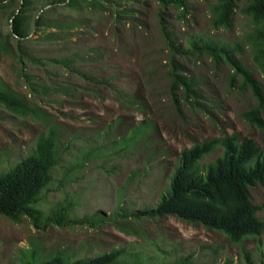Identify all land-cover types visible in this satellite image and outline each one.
<instances>
[{
  "label": "rangeland",
  "instance_id": "1",
  "mask_svg": "<svg viewBox=\"0 0 264 264\" xmlns=\"http://www.w3.org/2000/svg\"><path fill=\"white\" fill-rule=\"evenodd\" d=\"M45 1L34 0L23 11L24 34L17 39L24 52V71L48 87L47 94L30 91L18 74L16 39L9 31L11 13L18 11L20 1L0 4V85L38 112L35 117L21 115L0 103V171L32 151L38 136L53 127L59 166L37 204L40 210L70 201V218L80 219L94 211L108 215L119 206L148 209L165 190L182 149L232 134L264 148V128L244 117L256 101L240 76L231 79L226 62L215 65L204 54L172 57L161 28L182 49L196 35L237 44L241 51L234 55L264 91V75L245 40L253 28L240 11L246 0H237L228 27L217 28L210 21L217 0H189L185 17L174 6L160 9L154 0H118L117 8L101 9L85 4L69 7L64 2L41 8ZM38 19L70 26H37ZM48 33H53L51 38ZM64 59L70 60L69 67H64ZM172 60L195 82L198 105L186 101L180 91L173 101L168 87ZM260 115L264 120V106ZM141 120L145 124L140 136L122 146L118 138ZM88 148L96 150L82 158L80 152ZM220 153L216 146L200 164ZM73 162L80 164L65 176L63 167ZM250 195L261 205L257 216L264 224V187L252 186ZM241 247L261 264L259 251L264 250L255 237L233 244L221 232L171 215H118L96 226L87 221L48 223L43 229L34 227L27 216L15 221L0 216V264L36 262L57 253L69 254L72 260L115 249L120 255L112 264H244Z\"/></svg>",
  "mask_w": 264,
  "mask_h": 264
},
{
  "label": "trees",
  "instance_id": "2",
  "mask_svg": "<svg viewBox=\"0 0 264 264\" xmlns=\"http://www.w3.org/2000/svg\"><path fill=\"white\" fill-rule=\"evenodd\" d=\"M3 0H0L2 4ZM19 8L11 13L9 34L14 36L17 44V61L21 64L19 76H21L30 91L42 94L49 92L48 87L35 83L34 75L24 71V52L19 48L20 40L24 34L25 19L22 13L31 6L34 0H19ZM160 9L174 6L180 16L185 17L189 0H154ZM64 2L69 7H79L82 4L94 6L99 9L118 7V0H47L45 4ZM117 4V5H116ZM237 6V0H217L212 7L211 27H228L231 15ZM241 13L246 15L253 28L246 34L245 40L252 51V59L264 75V0H246L241 7ZM159 17H161V10ZM36 20V24L54 27H68L70 24L54 23ZM162 34L170 47L172 57L176 53L204 54L217 65L226 62L231 68V79L240 76L243 87H248L254 96L256 103L244 112V117L249 124L264 128V120L260 112L264 106V91L260 83L252 76L250 70L236 57L235 51H241L236 45L220 43L209 38L196 35L188 38V47L180 48L171 36L163 29ZM53 33L46 34L51 38ZM64 67H69L70 60L64 59ZM82 78L94 81L92 76L79 73ZM169 91L174 102H177V92L180 91L183 98L198 105L200 95L195 82L191 77L182 75L178 66L171 61L169 70ZM122 99V94L117 93ZM0 103L10 110L21 115L38 116V112L20 100L17 95L6 90L0 85ZM144 120L133 126L128 135H122L118 141L122 146H128L131 140L140 136ZM216 146L221 147V153L212 161L200 164L201 159L210 153ZM95 148L81 151L82 158H87L94 153ZM59 155L55 149V131L53 127L39 135L32 151L25 154L17 162L6 170L0 171V216L11 220H18L20 216H27L36 228H45L48 223L58 226L71 225V223L89 222L91 226L99 225L111 216H133L150 218L163 215H171L180 220L198 223L206 229L223 233L228 241L241 245V242L249 236L257 239L258 248L264 250V224L257 216L261 205H256L250 195V188L254 185L264 187V148L261 149L252 139L244 137L238 139L236 135H226L221 138L203 140L184 148L180 151L177 163L172 174L168 177L165 190L158 197L157 202L148 209L129 210L119 206L108 215L103 211H94L88 216L73 219L70 218V201L64 203L55 202L46 212L40 210L37 204L42 200L45 192L49 190L52 181V171L59 166ZM77 158V157H76ZM82 158L81 161L82 162ZM73 162L63 167L66 176L73 168L80 164ZM56 186H59V182ZM44 213V214H43ZM101 217V220L96 218ZM244 264H258L254 261L250 252L242 249ZM259 251V263L264 264V256ZM120 255V250H109L99 255L75 258L69 260V254H54L50 258L36 262L25 261L23 264H112ZM21 264V263H18ZM177 264H186L180 262ZM228 264V263H225Z\"/></svg>",
  "mask_w": 264,
  "mask_h": 264
}]
</instances>
